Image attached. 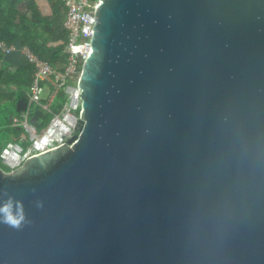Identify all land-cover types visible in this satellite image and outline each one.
I'll return each mask as SVG.
<instances>
[{"label": "water", "instance_id": "obj_1", "mask_svg": "<svg viewBox=\"0 0 264 264\" xmlns=\"http://www.w3.org/2000/svg\"><path fill=\"white\" fill-rule=\"evenodd\" d=\"M94 15L78 134L0 167V264H264V0Z\"/></svg>", "mask_w": 264, "mask_h": 264}, {"label": "built area", "instance_id": "obj_2", "mask_svg": "<svg viewBox=\"0 0 264 264\" xmlns=\"http://www.w3.org/2000/svg\"><path fill=\"white\" fill-rule=\"evenodd\" d=\"M65 6L62 27L67 35L64 45L63 69H55L48 62L42 61L28 47L24 46L23 54L28 63L34 67V83L31 87L30 103L40 105L48 112L55 95L62 91L65 102L59 113L53 114L45 128L38 130L37 124L29 119V106L22 118H15L14 123L24 128L18 140L7 144L0 158L11 172L19 169L30 157L66 143L78 134L80 128V91L77 82L83 59L90 52V41L95 25V9L99 0H61ZM16 45L0 42V51L11 54ZM44 83V85L42 84ZM49 86L53 93L49 94L47 105L42 106L43 94L48 93ZM27 143V147L23 144Z\"/></svg>", "mask_w": 264, "mask_h": 264}, {"label": "trees", "instance_id": "obj_3", "mask_svg": "<svg viewBox=\"0 0 264 264\" xmlns=\"http://www.w3.org/2000/svg\"><path fill=\"white\" fill-rule=\"evenodd\" d=\"M47 4L49 14L41 10L36 0H0V42H5L7 45L27 46L40 60L61 70L64 64L63 49L67 42V35L60 26V21L64 18L66 9L61 0H47ZM60 36L64 40L63 43H58ZM2 57L3 53L0 51V60ZM0 82L8 87L11 84L17 87L15 92L0 94V138L3 139L0 142L1 155L3 149L13 141V138L18 139L24 133V128L14 123L15 118L20 119L24 114V112L17 111L18 102L22 100L27 107L29 106V119L33 118L40 105L30 103L31 87L34 83L32 65L27 64L22 74L1 71ZM51 93H53V88L49 86L47 98L41 101L42 106L47 105ZM64 102L65 95L59 91L49 107L50 111L38 124L39 131L47 126L53 114L61 111ZM23 145L27 147L28 144ZM0 167L5 169L2 160ZM4 171L9 173L11 169L7 167Z\"/></svg>", "mask_w": 264, "mask_h": 264}, {"label": "crops", "instance_id": "obj_4", "mask_svg": "<svg viewBox=\"0 0 264 264\" xmlns=\"http://www.w3.org/2000/svg\"><path fill=\"white\" fill-rule=\"evenodd\" d=\"M36 3L40 6L41 10L44 11L45 13L49 14V6L47 4V0H36ZM24 5V4H23ZM24 7V6H23ZM64 19V18H63ZM62 19V20H63ZM62 20L60 21V26H62ZM60 32L62 33V30L60 29ZM63 39L60 36L59 37V41L58 43H63ZM18 49L14 52H12L11 54H3L2 59L0 60V72L4 71L6 73H15V74H22L24 71V68L27 66L28 61L25 57V55L23 54V47L24 46H17ZM27 47V46H26ZM29 48V47H28ZM36 55V54H35ZM30 65V64H29ZM15 90H17V87L13 84H11L9 87L2 84V82H0V94H7L10 92H15ZM48 96V93H47ZM47 98V97H46ZM22 101V100H20ZM19 101V102H20ZM18 102V103H19ZM18 107V104H17ZM39 110V109H38ZM37 110V111H38ZM36 111V112H37ZM35 112V113H36ZM35 115V114H34ZM33 115V116H34ZM32 120V119H31ZM24 134V133H23ZM19 139V138H18ZM16 138H13V141L18 140ZM12 142V141H11Z\"/></svg>", "mask_w": 264, "mask_h": 264}, {"label": "clouds", "instance_id": "obj_5", "mask_svg": "<svg viewBox=\"0 0 264 264\" xmlns=\"http://www.w3.org/2000/svg\"><path fill=\"white\" fill-rule=\"evenodd\" d=\"M37 206H42V203L38 201ZM0 222L14 228L21 227L26 222L22 202L9 197L3 204H0Z\"/></svg>", "mask_w": 264, "mask_h": 264}, {"label": "rangeland", "instance_id": "obj_6", "mask_svg": "<svg viewBox=\"0 0 264 264\" xmlns=\"http://www.w3.org/2000/svg\"><path fill=\"white\" fill-rule=\"evenodd\" d=\"M43 98H46L47 97V92H45L44 94H43V96H42ZM33 110H34V108H33ZM31 120V119H30ZM3 141V139L2 138H0V142H2ZM1 161V160H0ZM2 164H3V162H2ZM4 165V164H3ZM2 167H4V166H2ZM5 169H7V167L5 166ZM4 169V170H5Z\"/></svg>", "mask_w": 264, "mask_h": 264}, {"label": "flooded vegetation", "instance_id": "obj_7", "mask_svg": "<svg viewBox=\"0 0 264 264\" xmlns=\"http://www.w3.org/2000/svg\"><path fill=\"white\" fill-rule=\"evenodd\" d=\"M32 121V120H31Z\"/></svg>", "mask_w": 264, "mask_h": 264}]
</instances>
